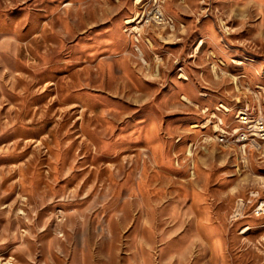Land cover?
Instances as JSON below:
<instances>
[{"label": "rangeland", "instance_id": "374dc122", "mask_svg": "<svg viewBox=\"0 0 264 264\" xmlns=\"http://www.w3.org/2000/svg\"><path fill=\"white\" fill-rule=\"evenodd\" d=\"M246 107L264 0H0V264H264Z\"/></svg>", "mask_w": 264, "mask_h": 264}, {"label": "built area", "instance_id": "2783aa9c", "mask_svg": "<svg viewBox=\"0 0 264 264\" xmlns=\"http://www.w3.org/2000/svg\"><path fill=\"white\" fill-rule=\"evenodd\" d=\"M157 18H163V14H159ZM264 115L262 112H255L249 107L238 111V131L230 132L224 131V127L220 126L217 129V141L222 145H239L242 146L244 151L246 149L254 148L257 151L262 149V141L264 140ZM241 124H252V133H243L241 131Z\"/></svg>", "mask_w": 264, "mask_h": 264}, {"label": "bare ground", "instance_id": "6f19581e", "mask_svg": "<svg viewBox=\"0 0 264 264\" xmlns=\"http://www.w3.org/2000/svg\"><path fill=\"white\" fill-rule=\"evenodd\" d=\"M263 125H264V118H263ZM237 130H235L234 132H237ZM241 131H243V133H252V124H241ZM262 143H264V140L262 141Z\"/></svg>", "mask_w": 264, "mask_h": 264}]
</instances>
